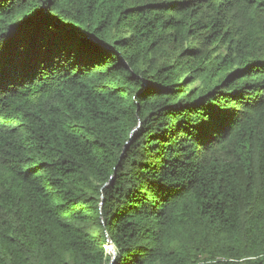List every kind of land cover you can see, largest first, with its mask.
Wrapping results in <instances>:
<instances>
[{"label": "trees", "instance_id": "1", "mask_svg": "<svg viewBox=\"0 0 264 264\" xmlns=\"http://www.w3.org/2000/svg\"><path fill=\"white\" fill-rule=\"evenodd\" d=\"M8 35L0 264H264V0H0Z\"/></svg>", "mask_w": 264, "mask_h": 264}, {"label": "snow or ice", "instance_id": "2", "mask_svg": "<svg viewBox=\"0 0 264 264\" xmlns=\"http://www.w3.org/2000/svg\"><path fill=\"white\" fill-rule=\"evenodd\" d=\"M33 21L37 25L38 35L46 39L49 43L62 48L68 58L87 61L103 55L101 46L94 44L84 33H78L71 29L64 28L51 17H48L46 21L33 17L29 22L31 23ZM4 41L11 43L13 41V37L8 35L0 38V71H2L3 67V50L8 46L4 43ZM204 117L206 119L202 118V123L196 131L203 132L204 129L210 128L219 118L218 114L212 111L205 112Z\"/></svg>", "mask_w": 264, "mask_h": 264}, {"label": "water", "instance_id": "3", "mask_svg": "<svg viewBox=\"0 0 264 264\" xmlns=\"http://www.w3.org/2000/svg\"><path fill=\"white\" fill-rule=\"evenodd\" d=\"M134 135L131 136V139L130 141L133 139ZM129 141V142H130ZM102 205H100L101 207ZM108 248L112 249L113 253H112V260L110 262V264H114L115 261H116V258H117V250L114 248V246L111 244V242L109 241V244H108Z\"/></svg>", "mask_w": 264, "mask_h": 264}, {"label": "bare ground", "instance_id": "4", "mask_svg": "<svg viewBox=\"0 0 264 264\" xmlns=\"http://www.w3.org/2000/svg\"><path fill=\"white\" fill-rule=\"evenodd\" d=\"M108 249H110V248H108Z\"/></svg>", "mask_w": 264, "mask_h": 264}]
</instances>
